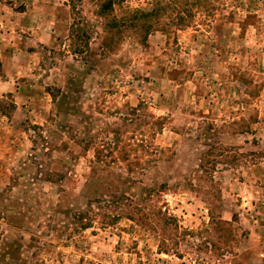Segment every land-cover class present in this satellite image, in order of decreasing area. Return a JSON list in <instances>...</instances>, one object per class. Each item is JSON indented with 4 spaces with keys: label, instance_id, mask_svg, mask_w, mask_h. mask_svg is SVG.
<instances>
[{
    "label": "rangeland",
    "instance_id": "obj_1",
    "mask_svg": "<svg viewBox=\"0 0 264 264\" xmlns=\"http://www.w3.org/2000/svg\"><path fill=\"white\" fill-rule=\"evenodd\" d=\"M104 1L0 0V264H264V0H185L193 23L142 41L124 22L156 0H113L110 52ZM160 184L181 258L126 218L70 234L86 186L83 203Z\"/></svg>",
    "mask_w": 264,
    "mask_h": 264
},
{
    "label": "trees",
    "instance_id": "obj_2",
    "mask_svg": "<svg viewBox=\"0 0 264 264\" xmlns=\"http://www.w3.org/2000/svg\"><path fill=\"white\" fill-rule=\"evenodd\" d=\"M163 3L162 0H156L154 7L150 12H141L139 10L128 11V13H133L132 16L133 22L128 21L124 22L130 23L136 32H134L135 37H138L142 41L146 34H149L153 31H162L165 34L174 33V28H186L188 24L193 23L192 10H187L185 0H166L164 6H161ZM190 5L193 10H197L200 7L198 1L194 0ZM113 0H106L104 3H98L97 14L105 19L104 36L102 38V45L107 50L111 51V43L113 38L118 34L114 32L113 26L118 20L113 16L112 11ZM164 11V16L168 19L167 23L160 24L159 18L161 11ZM127 21V19H124ZM124 26V25H123ZM173 27V28H172ZM124 30L122 31V34ZM121 35V33H119ZM154 119V117L141 114L139 116V121L142 127H147L151 130V126H156L158 120L147 122L146 119ZM141 139H139V144L137 148H132L131 145L122 146L120 148L118 162L126 164L127 172H135L139 165L144 162L147 163V160L142 161L141 154H146L149 156L152 153V145L143 138L141 134ZM94 150V161L96 164L103 163L115 164L117 159L113 157V151L118 150V148L109 146H101L100 148L96 147ZM105 152H107L105 154ZM132 153V154H131ZM129 155L134 156L135 159L130 160ZM109 159V160H108ZM113 160V161H112ZM107 161V162H106ZM142 161V162H141ZM201 161V160H200ZM135 167V168H134ZM134 168V169H133ZM189 181V180H188ZM189 185V182L187 183ZM199 185V184H195ZM166 185L160 184L156 188H146L141 192V195L137 197L136 195H128L126 193H113L110 194H100L97 198H93L92 202H80L79 200H87L89 197L86 196L87 191L89 190L86 186V190L83 192H78V199L74 200L71 211V235L80 234L82 231L91 228L93 223L99 225H114L119 219L126 218V220L131 221L136 226L142 228L147 236L155 239L157 241V250L158 254L169 255L171 252L173 254L179 255V242L178 239L181 236L180 227L177 224L176 219L172 216L166 208L160 202V196L162 195ZM103 204L99 208L100 204ZM94 205V206H93ZM96 205V206H95ZM83 209L81 210L80 208ZM74 210V211H73ZM210 223L214 221V217L210 213ZM215 222V221H214ZM221 224L228 225V222H221ZM181 258V257H180ZM197 260V259H196Z\"/></svg>",
    "mask_w": 264,
    "mask_h": 264
},
{
    "label": "crops",
    "instance_id": "obj_3",
    "mask_svg": "<svg viewBox=\"0 0 264 264\" xmlns=\"http://www.w3.org/2000/svg\"><path fill=\"white\" fill-rule=\"evenodd\" d=\"M9 85V84H8ZM9 87V86H8ZM9 90V89H8ZM3 91H5V90H3Z\"/></svg>",
    "mask_w": 264,
    "mask_h": 264
}]
</instances>
